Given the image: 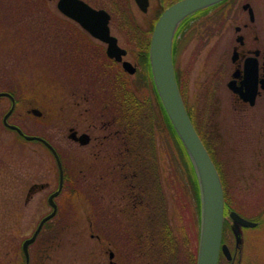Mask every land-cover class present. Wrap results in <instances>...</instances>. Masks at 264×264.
I'll return each mask as SVG.
<instances>
[{
	"label": "rangeland",
	"instance_id": "374dc122",
	"mask_svg": "<svg viewBox=\"0 0 264 264\" xmlns=\"http://www.w3.org/2000/svg\"><path fill=\"white\" fill-rule=\"evenodd\" d=\"M28 1L30 0H25V4ZM86 1L111 10L112 35L118 38L120 47L127 51L124 60L130 62L137 72L142 71L136 38L139 36L138 32L144 30L148 31L151 37L159 13L157 1L153 0L147 14L140 12L133 2L129 5L124 0L122 5L118 3L120 0ZM244 2L245 0L238 1L237 18L241 17L238 15H242L241 7ZM255 3L254 6L262 15L264 0H256ZM49 4L50 6L48 2L46 3L48 11L40 8L36 10L37 5L34 9L42 11V17L46 18L47 12L49 14L57 12L56 3L50 1ZM211 15L213 16L212 11L206 17ZM38 17L41 16L35 14L34 20L28 19L27 23L19 25L23 31L30 30L32 33L30 36L25 35L24 41H22L23 36L18 35L19 32L14 37L9 36L10 34H2L4 27L0 23V90L6 92L4 91L6 85L11 87L17 84L22 90L20 103L9 121L21 126L29 135L49 139L51 142L48 141L55 146L64 160L70 159V162L74 163L79 159V162L74 164L75 168L90 170L92 168L90 165L93 164L92 155L85 148L72 142L66 128L69 122L74 121L72 116H78L81 110L72 105L70 90L66 92L69 88L67 81L69 71L65 66L68 65L69 60L72 64H75L77 59L82 61L81 58H84L82 55L85 56V53H87L85 57L88 59V67L92 66L91 63L96 67L101 66L103 50L100 49L99 42L92 47L89 45L86 47L84 41L77 42L76 36L64 33L61 26L43 27V21L40 23L36 20ZM198 23L199 21L193 26L198 35L185 45L176 57L175 65L177 63L182 72L181 80L184 78L189 83L185 88L184 82H181L185 100L189 108H194L201 135L205 137L217 162L223 167L228 185L231 184L230 192L238 203L239 211L246 219L258 222L257 227L245 230L248 242L243 250V264H264V213H258L261 209L264 210V182L260 181L264 176L260 170H257L258 163L264 157L260 154L264 150V111L259 107L256 108L247 121L238 119L229 107H223L222 113L217 112L211 78L215 53L214 16L204 28ZM44 29L50 32V36L37 34ZM38 35L42 37L41 40L36 39ZM31 36L34 38L29 39ZM56 38L59 39L52 43ZM50 45L59 47L56 58L54 51L51 53V49H46V47L50 48ZM63 52L66 54L64 55ZM49 54L53 56V65ZM58 58L65 62L64 66ZM113 63L115 70L121 68L114 61ZM207 69L210 71L209 74L205 71ZM130 78V82L134 85L136 76ZM9 108L8 99L0 97V264H24V255L19 245L21 246L23 241L33 234L40 220L51 212L48 197L58 188L59 172L53 153L42 142L25 139L24 142L17 141V133L4 126L3 118ZM32 109H38L41 117L37 118L29 112ZM80 124L83 125L82 122ZM158 136L159 167L169 203L168 219L177 232H179L178 228L185 230L186 237H181L182 239L186 240L188 237L192 240L195 227L193 220L189 221V217L193 218L189 208L191 204L188 203L190 198L184 200L186 201L184 208L180 207L182 203L178 205V197L181 195L179 189L181 184L180 186L178 184L182 180L176 170L175 162L179 161L180 164L181 155L170 134ZM233 148L238 150L232 151ZM89 174L87 183L93 186L96 183L95 174L93 171ZM182 178L189 185L187 189H190L186 174ZM42 183H47L48 187L34 193L26 202L29 188L34 184ZM90 189L93 190L94 187ZM67 191L56 198L58 208H64L66 211V222L58 229L55 238L52 240L49 238L48 251L41 256L42 260H39V264H92L93 258L103 254L102 244L95 241V237L92 238L91 234L103 239L107 237L94 226L97 216L91 210L86 194L79 192L72 196ZM108 241L112 242L113 248L116 249L114 241L110 239ZM107 257L108 254L106 259ZM187 260L184 258L183 264H189L188 256ZM220 264H229V262L224 258Z\"/></svg>",
	"mask_w": 264,
	"mask_h": 264
},
{
	"label": "trees",
	"instance_id": "16d2710c",
	"mask_svg": "<svg viewBox=\"0 0 264 264\" xmlns=\"http://www.w3.org/2000/svg\"><path fill=\"white\" fill-rule=\"evenodd\" d=\"M28 7L30 6L25 4V0H0V23L4 27L2 34L6 33L14 37L19 32L18 35L23 36L22 41L25 40V35L32 34L30 30L23 31V28L19 26L28 22L30 17ZM44 10L48 11L46 6ZM212 10L213 8H209L195 15L199 26L204 28L208 25V21L213 20L212 15L206 17ZM48 14L49 12L43 20V27L45 25L61 26L64 33L76 36L77 42H85L84 33L79 28L54 14ZM194 25L188 24L181 30L183 33L181 39L177 40L176 36L173 45L175 62L185 45L198 35L197 30L192 28ZM45 30L40 33L38 31L37 34L50 36V32ZM138 34L143 37L136 43L140 51L142 71L135 75V86L133 82H130V76L126 75L121 68L115 70L113 61L107 58L104 51L101 66L96 67L91 63L92 66L88 67L86 55H82L84 57L81 58L82 61L77 59L75 64H72L69 60L67 66L70 67L65 66V69L69 71L67 76L69 88L66 92L70 90L72 99L83 101L82 113L87 116V119L92 118V122L100 128L104 127L105 134L102 138V151L92 156L93 164L90 167L92 166L93 169H77L74 164L79 162V159L72 163L70 159L64 160L62 155H59L65 174L61 194L67 190L72 196L79 192L86 194L91 210L97 216L96 221L94 220L95 228L103 236L114 241L116 248L123 252L124 264H183L184 258L188 261L187 256L189 264H197L201 222L198 179L191 159L168 118L152 82L149 67L150 37L143 32ZM202 35L204 36L205 32ZM58 39L56 38L52 43ZM90 45L94 46L95 43L90 42ZM46 49H51V53L54 51V58L57 57L58 47L50 45V48L46 47ZM63 53L66 54V52ZM49 55L53 65V56ZM59 61L64 66L65 62L60 58ZM176 74L192 122L219 171L227 205L234 210H239L238 203L230 192V185L225 178L223 167L217 162L207 140L201 135L197 126L194 108L188 107L180 73L176 72ZM5 88L4 91L17 99L21 98L22 90L18 84L11 87L6 85ZM84 122L85 119L83 124ZM159 134L161 137L170 134L181 155L180 164L179 161L175 162L176 170L181 176L179 178L182 180L178 184L179 186L181 184L178 205L182 203L180 207L184 208L186 206L184 200L190 198L188 203L191 204L189 208L193 218L189 217V221L193 220L195 227L192 240L188 237L186 240L182 239L181 237H186L185 230L178 228L179 232H177L168 219L169 203L159 167ZM16 137L17 141H25L19 134H16ZM91 171L95 174L96 181L93 186L87 183ZM185 174L189 180L190 189H187L189 185L182 178ZM84 186H88L89 189ZM65 213L64 208H59L56 217L45 224L33 246L44 239H52L53 235L56 236L58 229L62 228L66 222Z\"/></svg>",
	"mask_w": 264,
	"mask_h": 264
},
{
	"label": "water",
	"instance_id": "95a60500",
	"mask_svg": "<svg viewBox=\"0 0 264 264\" xmlns=\"http://www.w3.org/2000/svg\"><path fill=\"white\" fill-rule=\"evenodd\" d=\"M143 11L147 10L149 0H135ZM225 0H180L166 8L157 20L150 42V66L152 78L160 101L167 113L176 133L182 141L193 164L201 197V226L197 264H219L221 251L228 260L232 259L227 245L222 244L223 228L225 221V199L223 185L219 172L208 153L202 139L197 133L183 101L176 79L173 62V40L180 24L194 13L213 7ZM248 5H245V9ZM61 11L70 19L75 20L90 35L108 44L107 55L122 63L123 69L130 75H134L137 69L128 61H124L127 51L118 45L117 38L110 32V14L105 10H96L82 0H62ZM6 96L12 99V107L5 114L4 124L18 133L28 141L37 140L42 142L54 155L59 169V186L49 198L48 203L52 211L39 223L33 235L22 244L25 255V264L30 263L29 247L36 240L44 224L51 220L58 212L55 198L58 197L64 185V170L60 157L55 148L45 139L37 136H29L21 129L8 123V118L15 108V99L9 93L2 92L0 97ZM32 113L41 116L38 109ZM75 139V134L69 138ZM82 145L89 143L87 134L76 138ZM44 185H32L27 194V200L37 190H42ZM233 221L232 229L236 236L237 244L240 242V229L244 227H255L257 223L241 217L236 212H231Z\"/></svg>",
	"mask_w": 264,
	"mask_h": 264
},
{
	"label": "flooded vegetation",
	"instance_id": "af4514ba",
	"mask_svg": "<svg viewBox=\"0 0 264 264\" xmlns=\"http://www.w3.org/2000/svg\"><path fill=\"white\" fill-rule=\"evenodd\" d=\"M50 1L56 3L57 12H54L52 14L56 15L57 17H61V18L63 17V19L74 24V26L79 28V30L84 33L83 39L85 40L84 43L86 47L87 45L92 46L90 45V42H94L95 44L99 42L100 48H102L106 56H108L107 55L108 44L90 35L82 26H80L75 21L68 19L62 13L60 8V4L62 0L28 1L27 4H29L30 7H33L31 9L30 7H28L30 10L27 9L30 14V17H28V19L34 20L35 14L38 16L40 15L41 17H38L37 21L41 23L44 20V17H42L43 12L35 11L34 7L35 5H37L38 7L36 8V10L38 8L44 9L47 2L48 5L50 6L49 4ZM82 1H84L85 3L92 6L95 9L106 10L105 8L92 5L86 0H82ZM124 1H126V4L129 5L131 4V2H133V4H135L139 9V11L142 12L143 14H147L150 10V7L153 4V0H149L147 10L143 11L142 9H140V7L138 6L135 0H124ZM156 1H157L156 5L159 10L158 17L156 19L157 21L166 8H168L169 6L180 0H170L169 2L167 0H156ZM238 1L240 0H228L213 7L212 14L215 20V25H214L215 29L213 33L215 53H214V61H213V70H211V78L213 81L214 96H215L214 100L216 103L217 112L222 113L223 107H229L232 110L233 115H235L238 119L242 121H247L252 117L253 110H255L256 108L259 107V109L264 111V13L261 15L258 12V9L254 6V4H256L255 3L256 0H254V2H252L251 0H245V2L242 4L241 7L242 15H238L241 17L237 18V11L239 10ZM37 2L38 4H36ZM118 3L119 5L124 4L123 0H120V2ZM245 5H248L246 9H245ZM106 11H108L111 14V21H112L113 16L111 10L110 11L106 10ZM196 14L185 19L184 22L180 25L178 31L176 32L177 40H179L182 37L181 30L184 27H186L188 24L197 23L195 19ZM110 30H111V25H110ZM147 32L148 31L145 30L143 31V33H147ZM147 35L150 36L149 32L147 33ZM31 38L33 39L34 37L31 36ZM41 38L42 37H40L39 35L36 37V39L38 40H41ZM136 39L140 41L141 39H143V37L138 36ZM117 41L119 44L118 38ZM85 54L87 55V53ZM110 60L114 61L117 65L121 66V70L124 72L122 68V63L116 62L114 59H110ZM175 67L177 69L176 72H178V74L180 73L179 75L181 78L182 72L180 71L177 63ZM205 71L208 74L210 73L209 69ZM181 82H184L185 88L188 87L189 83L186 81V79L183 78ZM6 98L10 102V107H12L13 104L12 99L10 97H6ZM14 98H15V108L12 115L16 112L17 105L20 103V99H17L15 96ZM71 101L73 102L72 105L74 107L80 108L81 114L78 113V116H72L74 117L73 118L74 121L69 122L70 124L66 125L68 126L66 127L68 129V134L69 135L75 134L76 138H79L83 134H87L89 136V143L87 145H82L76 138L73 139L72 137L70 139L74 144L79 145L82 148H85L92 156L100 154L103 148L102 138L104 136L103 134H105L103 131L104 127L100 128L99 125L94 124L92 122L93 121L92 118L88 117L87 119V116H85L82 113V108H81L82 107L81 105L83 103L82 100L72 99ZM32 111L33 109L30 110L29 112ZM34 116L36 115L34 114ZM36 117L40 118L38 116ZM84 119H85L84 124L83 125L80 124L81 122L83 123ZM8 122L11 125L21 128L24 131V134H28L21 126L11 123L9 120ZM12 131L18 133L17 130H12ZM237 150H238L237 148H235V150L234 148L232 149V151L235 152ZM260 154L264 156V150H262ZM258 164L259 165L257 167V170H260L264 176V157L262 158V161ZM260 181L264 182V179H261ZM42 185H44V187H48L47 183L44 184L42 183ZM224 198H225V193H224ZM239 210H234L233 208H231V206L229 207L227 205L225 198V222H224L222 244L227 245L232 255V259L228 260L225 254L223 253V251H221L219 264L223 257L227 262H229V264H243V258H244L243 250L246 246V243L248 242L245 230L249 228L240 229V242L239 244H237L236 236L232 229L233 221L230 218V213L233 211L238 213L241 217L245 218L244 216H242V213ZM258 213L263 214L264 212L261 209V212L258 211ZM256 223L258 224V222ZM55 237L56 236L53 235L52 239ZM91 237L92 238L95 237V241H99L103 247V254L100 255V257L98 258L97 257L93 258V260H91L92 264H124L123 252L119 251L117 248L116 249L113 248L112 242L108 241V238L103 239L100 236L98 235L95 236L93 234H91ZM48 241L49 238L44 239L41 243H38L37 244L38 246L36 245L37 247L35 246L32 248L34 244L30 246L29 264H39L38 263L39 260L40 259L42 260L41 256L48 251L47 250ZM34 248L36 249L33 250ZM106 254H108L107 259H106ZM24 259H25V255H24Z\"/></svg>",
	"mask_w": 264,
	"mask_h": 264
},
{
	"label": "bare ground",
	"instance_id": "6f19581e",
	"mask_svg": "<svg viewBox=\"0 0 264 264\" xmlns=\"http://www.w3.org/2000/svg\"><path fill=\"white\" fill-rule=\"evenodd\" d=\"M180 27V26H179ZM179 27H178V29H179ZM178 31V30H177ZM179 90H180V88H179Z\"/></svg>",
	"mask_w": 264,
	"mask_h": 264
}]
</instances>
